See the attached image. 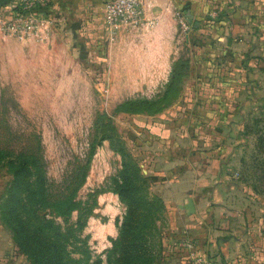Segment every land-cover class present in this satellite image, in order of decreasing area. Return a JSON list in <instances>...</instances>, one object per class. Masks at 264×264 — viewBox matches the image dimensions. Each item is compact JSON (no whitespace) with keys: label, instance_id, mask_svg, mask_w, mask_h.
I'll return each instance as SVG.
<instances>
[{"label":"rangeland","instance_id":"rangeland-1","mask_svg":"<svg viewBox=\"0 0 264 264\" xmlns=\"http://www.w3.org/2000/svg\"><path fill=\"white\" fill-rule=\"evenodd\" d=\"M157 2L171 9L168 43L142 30L107 57L100 18L63 3L56 43L0 33V264H107L130 201L117 193L123 162L132 197L153 203L155 264H211L196 255L227 236L228 210L237 216L245 195L264 201V0ZM29 190L77 205L36 211ZM112 195L120 211L105 237L99 199Z\"/></svg>","mask_w":264,"mask_h":264},{"label":"crops","instance_id":"crops-1","mask_svg":"<svg viewBox=\"0 0 264 264\" xmlns=\"http://www.w3.org/2000/svg\"><path fill=\"white\" fill-rule=\"evenodd\" d=\"M157 1L158 0H143V19L153 21L151 26L147 27L145 24H141L135 28L121 30L113 41L108 38L105 32L103 33L101 31L105 34L104 41H102V33L100 31L94 32L97 39L96 45H99L97 48L100 50L99 55L102 56V49H105V56L107 57L115 46V42L119 36L123 35L125 38L134 32L142 30L149 38H152L150 39L152 43L158 42L163 37H165L163 38L164 43H168L166 36H168V32L171 33L172 31L171 9L168 2L160 5ZM53 2L52 16L57 22L56 26L66 21L65 16L60 17L57 14L62 3L63 10H67V13H77L79 15L83 13L89 20L90 16L96 21H98L97 19L99 18L101 19L102 0H75V2H73V0H53ZM54 30L51 37L52 42L50 41L51 43H56L58 31L55 28ZM164 56H166V53ZM162 63L165 64V62ZM152 72L153 73L150 75L151 78L164 77L160 74V71L157 72L156 69H152ZM245 191H247V189ZM256 197L257 195H255L254 200H251L249 196L245 195V197L240 200V206L242 208L238 211L237 216L232 213L231 209L228 210V214L223 216V223L227 224L223 232L224 235L227 234V236L218 240L209 239L207 247L205 248L206 251L201 249L204 253L197 255L201 261L202 259L205 261L209 260L211 264H264V201L258 200ZM99 200L100 202H106L100 210L103 212V215L109 216L108 223H106V225H101L105 232L104 236L107 237L115 231L113 218L120 210L117 206V200L113 195L109 197L101 196ZM228 206L229 208L231 207L230 204ZM219 244H221V263L219 261V255H217ZM208 251H212L213 253L209 254ZM175 264L193 263L189 262V260L180 259ZM198 264L206 263L200 262Z\"/></svg>","mask_w":264,"mask_h":264},{"label":"trees","instance_id":"trees-1","mask_svg":"<svg viewBox=\"0 0 264 264\" xmlns=\"http://www.w3.org/2000/svg\"><path fill=\"white\" fill-rule=\"evenodd\" d=\"M86 162L87 160L83 161V165L87 169ZM122 169V180L120 184H117V193L121 199H125L123 196L126 195L130 201L126 202V211L123 218L121 221H117L118 233L113 241L112 249L108 251L110 255L108 256L107 264H155L158 259L163 257V255L161 256L163 245L159 239V228L156 221L149 219L146 215L154 211L153 203L144 198L132 197V193L136 188L130 183V172L127 170L124 162L122 163ZM35 177L36 182H39L42 178L41 173L38 176L34 175ZM39 190L43 193L41 187ZM41 193L34 194L29 190V194H26L24 206L30 204L29 200L35 205L34 209L36 211L40 209L38 206L42 207L45 204L64 206L69 211L77 205L73 201L68 200L69 194L63 190L54 192L53 196L50 197H45V194ZM38 220L39 224H41L40 227H43L44 224L40 219ZM58 254L60 253L58 252ZM112 254L115 255L112 257ZM33 263L38 264V261H34Z\"/></svg>","mask_w":264,"mask_h":264},{"label":"built area","instance_id":"built-area-1","mask_svg":"<svg viewBox=\"0 0 264 264\" xmlns=\"http://www.w3.org/2000/svg\"><path fill=\"white\" fill-rule=\"evenodd\" d=\"M53 4V0H11L0 7V33L21 42L50 43L57 23ZM143 16L142 0H102L100 20L111 41L121 30L151 26L153 21L145 22ZM178 19L185 26L183 18ZM196 259L200 260L197 255Z\"/></svg>","mask_w":264,"mask_h":264},{"label":"water","instance_id":"water-1","mask_svg":"<svg viewBox=\"0 0 264 264\" xmlns=\"http://www.w3.org/2000/svg\"><path fill=\"white\" fill-rule=\"evenodd\" d=\"M10 1L11 0H0V7L10 3ZM186 208H188L190 211L194 209V205L191 199L188 200V203L186 204Z\"/></svg>","mask_w":264,"mask_h":264}]
</instances>
